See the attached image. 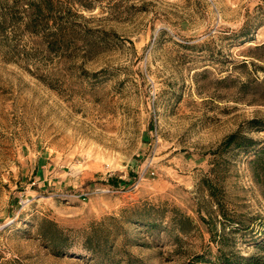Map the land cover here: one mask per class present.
<instances>
[{"label": "rangeland", "instance_id": "374dc122", "mask_svg": "<svg viewBox=\"0 0 264 264\" xmlns=\"http://www.w3.org/2000/svg\"><path fill=\"white\" fill-rule=\"evenodd\" d=\"M59 2L63 44L0 32V264L261 255L251 156L215 153L264 141V0Z\"/></svg>", "mask_w": 264, "mask_h": 264}, {"label": "trees", "instance_id": "16d2710c", "mask_svg": "<svg viewBox=\"0 0 264 264\" xmlns=\"http://www.w3.org/2000/svg\"><path fill=\"white\" fill-rule=\"evenodd\" d=\"M6 3V0L0 1V32L6 27L14 29L15 25H22L24 31L38 36L47 43L49 48H52V46L63 44L68 40V34L74 33L77 27L61 11L59 0H31L26 6H20L18 12L13 11L16 2L10 7L2 8ZM78 16L82 17L81 14ZM261 122L258 119H252L249 121V126L264 131V125ZM219 149L222 151H217L215 153L217 156H221L227 150H237L251 156L249 163L252 176L264 197V141H255L238 130L227 136ZM207 187L209 190L212 188L209 184ZM50 226L53 227L54 225L50 223ZM39 234L49 242V245L56 248L51 233H45L44 229L41 228ZM215 240V236H212V241ZM216 243L219 246L224 245L223 239H219V242ZM258 250L261 254L259 256L243 257L232 253L227 254L223 252L222 247H218L217 254H214L213 259H211V255L206 258L200 255L193 258L190 264H264V240L258 245Z\"/></svg>", "mask_w": 264, "mask_h": 264}]
</instances>
